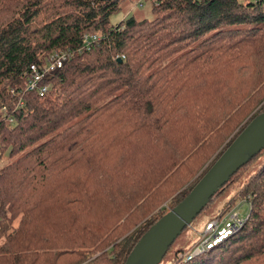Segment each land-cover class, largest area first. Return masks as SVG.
Listing matches in <instances>:
<instances>
[{
  "label": "trees",
  "instance_id": "1",
  "mask_svg": "<svg viewBox=\"0 0 264 264\" xmlns=\"http://www.w3.org/2000/svg\"><path fill=\"white\" fill-rule=\"evenodd\" d=\"M119 1L0 0V264H123L264 111V0H139L151 18L113 25ZM238 192L234 232L163 264H264V159Z\"/></svg>",
  "mask_w": 264,
  "mask_h": 264
},
{
  "label": "water",
  "instance_id": "2",
  "mask_svg": "<svg viewBox=\"0 0 264 264\" xmlns=\"http://www.w3.org/2000/svg\"><path fill=\"white\" fill-rule=\"evenodd\" d=\"M263 148L264 111L253 116L188 193L149 226L133 245L123 264H158L175 237L206 206L210 197Z\"/></svg>",
  "mask_w": 264,
  "mask_h": 264
},
{
  "label": "rangeland",
  "instance_id": "3",
  "mask_svg": "<svg viewBox=\"0 0 264 264\" xmlns=\"http://www.w3.org/2000/svg\"><path fill=\"white\" fill-rule=\"evenodd\" d=\"M132 16L136 19H149L152 17L150 12V4L147 1L139 0H120L119 9L114 14L110 15L109 23L116 24L126 17ZM264 159V151L257 154L249 161L245 170L241 175L224 185L206 204V206L185 226L181 232L175 237L172 243L166 250V253L162 257L159 264L166 263L173 258V252L176 250H183L182 255L185 256L187 250L191 249L197 244L200 235L204 231V226L207 221L216 219L223 214V211L229 207H233V210L238 213L241 219H245L247 216L248 204L241 196H239V190L244 181V177L253 171ZM10 159L7 155H3L0 159V167L8 162ZM161 211H166L169 208V204L165 201L161 206ZM155 212V211H154ZM19 219L14 221V226L18 225ZM141 223V221H140ZM128 231V230H127ZM126 231V232H127ZM126 234V233H125ZM124 234V235H125ZM123 237V235H122ZM181 254V253H178ZM83 264V263H82Z\"/></svg>",
  "mask_w": 264,
  "mask_h": 264
},
{
  "label": "built area",
  "instance_id": "4",
  "mask_svg": "<svg viewBox=\"0 0 264 264\" xmlns=\"http://www.w3.org/2000/svg\"><path fill=\"white\" fill-rule=\"evenodd\" d=\"M98 38L99 35L97 33L84 34L82 36V47L85 49L89 48ZM66 56L67 54L64 51L57 50L49 55L44 65H30L29 76L24 82V91L36 90L39 94L47 92L49 85L43 83V80L50 71L62 65L63 61L66 60ZM243 220L238 216L237 211L233 210V207L224 210L221 216L219 215L216 219L206 222L203 227L204 231L200 235L197 244L187 250L185 257L189 258L191 255L208 249L220 239L234 232L242 224Z\"/></svg>",
  "mask_w": 264,
  "mask_h": 264
},
{
  "label": "bare ground",
  "instance_id": "5",
  "mask_svg": "<svg viewBox=\"0 0 264 264\" xmlns=\"http://www.w3.org/2000/svg\"><path fill=\"white\" fill-rule=\"evenodd\" d=\"M136 264H140V262H137Z\"/></svg>",
  "mask_w": 264,
  "mask_h": 264
}]
</instances>
